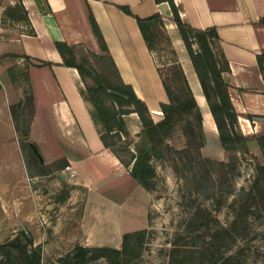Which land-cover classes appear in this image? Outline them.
Here are the masks:
<instances>
[{"label":"crops","instance_id":"crops-1","mask_svg":"<svg viewBox=\"0 0 264 264\" xmlns=\"http://www.w3.org/2000/svg\"><path fill=\"white\" fill-rule=\"evenodd\" d=\"M182 21L197 29L215 27L220 49L230 70L222 74L230 100L244 136L264 134V71L256 55L264 53V0H173ZM21 4L27 21L4 18L6 7ZM125 6L140 17L159 15L151 22L153 34L146 42L136 20L118 9ZM182 11H181V10ZM100 28L108 54L122 81L130 85L149 109L153 122L161 119L160 103L168 98L163 88L172 66H179L202 114L203 157L221 161V147L216 125L209 112L198 78L173 21L170 6L154 0H0V170L2 180L15 175L16 129L9 94L11 82L6 77L3 59L19 57L36 66L34 85L39 87L36 111L30 124L31 136L48 133L55 145L44 137L45 150L53 160L64 158L73 177L58 176L46 180L48 186L73 182L84 193L80 228L85 236L81 246H111L119 249L122 234L146 226L150 192L134 180L108 149L100 135L104 128L85 100L83 84L74 67L65 66L54 46L61 41L78 52L103 54L94 36L89 15ZM84 89V87H83ZM209 116L207 119L205 116ZM50 118V119H49ZM48 119V120H47ZM129 138L136 142L141 122L136 113L123 116ZM242 120V121H241ZM51 122V124L49 123ZM52 125V127H50ZM46 128V130H43ZM133 128V130H132ZM245 130H250L248 133ZM61 134L59 138L52 134ZM123 139L124 136H122ZM34 141V140H32ZM35 142V141H34ZM39 142V141H38ZM38 142L27 143L37 149ZM40 143V142H39ZM43 143V146H44ZM133 144L127 147L134 151ZM41 148V147H39ZM53 150V151H52ZM18 171L26 175L22 158ZM43 162V159H42ZM59 171V172H60ZM1 179V178H0ZM67 179V180H66ZM73 198V195H72ZM92 213L98 224H93ZM91 235H94L91 237Z\"/></svg>","mask_w":264,"mask_h":264},{"label":"rangeland","instance_id":"rangeland-1","mask_svg":"<svg viewBox=\"0 0 264 264\" xmlns=\"http://www.w3.org/2000/svg\"><path fill=\"white\" fill-rule=\"evenodd\" d=\"M18 58L6 57L1 64L12 86L8 92L16 129V165L13 181L2 180L0 170V264H31L34 259L40 264H62L60 261L77 243L84 241L80 219L85 195L70 181L55 186L46 183L56 178V170L64 169L68 162L64 158L53 160L51 151L45 150L44 137L55 145L48 133L30 138L39 94L34 80L39 74L35 76L29 70V66H36L33 62ZM75 61H84L89 71L87 79L96 83L93 71L101 61L96 62L84 50L75 54ZM170 81L173 91L181 87L179 79ZM186 123L182 117L172 126L154 160V174L149 178L150 206L146 226L137 230L141 235L134 245L140 253L134 264H208L221 252L218 243L224 242L230 243L224 255L240 247L245 249L234 264H264V150L256 143V135H246L245 148L224 154L219 162L201 155L202 140L186 132ZM46 128L43 126V130ZM32 140L40 142L38 153L43 162L27 144L35 143ZM21 141L28 148L22 149ZM21 158L27 176L20 168L18 171V164L22 169ZM91 216L93 224H98L96 217L100 215ZM219 225H232V237L225 235L212 242ZM29 239L32 245H28ZM86 264L109 263L93 257Z\"/></svg>","mask_w":264,"mask_h":264},{"label":"trees","instance_id":"trees-1","mask_svg":"<svg viewBox=\"0 0 264 264\" xmlns=\"http://www.w3.org/2000/svg\"><path fill=\"white\" fill-rule=\"evenodd\" d=\"M154 1L156 3L166 2L170 6L173 21L200 83L225 156H228L230 152L234 153L245 148L246 137L240 131L237 115L230 100L228 85L222 78V74L228 72L230 68L220 49L216 28H193L182 21L173 0ZM118 9L136 20L144 40L149 43V38L153 36L150 31L151 22L158 20L160 16L155 14L140 18L134 15L128 7L118 6ZM4 18L14 21L28 20L21 4L6 7ZM89 21L92 32L99 41L100 49L104 52L101 55L87 51L96 62L101 61L93 71L96 83H91L87 79L89 71L86 69L84 61L79 63L75 61L73 53L75 46H69L61 41H54V46L60 54L63 64L74 67L79 74L84 86L85 100L91 105L95 119L104 128L103 133L99 136L104 148L108 149L125 168L129 169L130 176L138 184L149 191L151 188L149 178L154 174V160L159 155L161 144L166 143L167 135L178 120L182 117L187 120L186 132L192 137L198 136L202 140L199 146H202L204 134L201 111L193 98L182 69L175 65L170 69L173 70V73L166 72L169 78L163 80V88L168 102L159 104L161 119L153 122L144 101L137 97L130 85L122 81L111 56L108 54L100 28L91 14ZM256 59L258 69L263 72L264 53L257 54ZM174 79H179L181 84V87L176 91L171 88L173 83L170 80ZM11 110L13 114V108ZM130 113L137 114L142 126L136 142L126 141L129 139V135L123 116ZM26 134L24 133V135ZM122 136H124L125 142H121ZM255 140L258 146L264 150V134L256 136ZM130 143L133 144L134 151L127 147ZM19 145L22 149L28 148L24 141H21ZM232 225L228 227L219 225L212 235V242H215L217 238L222 240L225 235L232 237L234 229ZM140 235L139 231L123 233L120 249L76 245L60 262L62 264H86L90 258L99 257L105 259L109 264H134L140 253L138 245H134V241L136 242V237L140 238ZM212 244L215 245V243ZM28 245H32V240H28ZM218 246L222 253L219 251L218 257L209 259L208 264H234L237 262V256H242L245 252V249L240 247L233 254L224 255V252L230 248V243H218ZM31 264L40 263L38 259H34Z\"/></svg>","mask_w":264,"mask_h":264},{"label":"built area","instance_id":"built-area-1","mask_svg":"<svg viewBox=\"0 0 264 264\" xmlns=\"http://www.w3.org/2000/svg\"><path fill=\"white\" fill-rule=\"evenodd\" d=\"M57 175L61 177L64 176L65 178H71L74 174L72 173L70 166H66L62 171L58 172Z\"/></svg>","mask_w":264,"mask_h":264},{"label":"water","instance_id":"water-1","mask_svg":"<svg viewBox=\"0 0 264 264\" xmlns=\"http://www.w3.org/2000/svg\"><path fill=\"white\" fill-rule=\"evenodd\" d=\"M29 146H31L33 152L37 155L39 161L42 162V157H41L40 154L38 153V149H37L34 145H32V144H29Z\"/></svg>","mask_w":264,"mask_h":264},{"label":"bare ground","instance_id":"bare-ground-1","mask_svg":"<svg viewBox=\"0 0 264 264\" xmlns=\"http://www.w3.org/2000/svg\"><path fill=\"white\" fill-rule=\"evenodd\" d=\"M207 115H208V114H206V116H205V117L208 119V118H209V116H207Z\"/></svg>","mask_w":264,"mask_h":264}]
</instances>
